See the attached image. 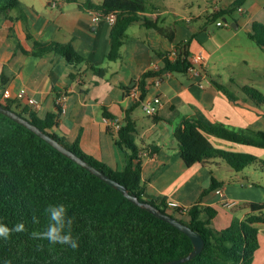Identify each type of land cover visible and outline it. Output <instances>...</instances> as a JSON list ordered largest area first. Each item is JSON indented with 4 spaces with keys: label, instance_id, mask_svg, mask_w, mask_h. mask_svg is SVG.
Instances as JSON below:
<instances>
[{
    "label": "trees",
    "instance_id": "1",
    "mask_svg": "<svg viewBox=\"0 0 264 264\" xmlns=\"http://www.w3.org/2000/svg\"><path fill=\"white\" fill-rule=\"evenodd\" d=\"M152 1L86 0L79 5L82 7L85 4L105 13H116L107 54L108 58L114 60L121 55L128 28L133 24L156 29L172 41L175 40L176 29L173 25H165L159 14L156 18L148 15L147 12L157 7L155 4L149 6ZM246 1L234 0L233 4L240 8ZM18 4L19 0H0V10L8 13ZM232 10L230 7L216 9L214 18L226 17ZM217 23L222 25L221 20ZM248 32L264 48V21L254 20ZM194 37L196 35L177 43L176 57L171 56L170 51H160L162 67L144 72L137 81L139 100H143L151 78L168 70L188 72L192 64L191 42ZM49 51L62 54L69 62L87 61L99 76L106 73L104 67L95 66L72 43L36 42L35 53ZM5 81L6 78H3L1 84ZM213 82L229 98H238L230 85L215 77ZM240 88L256 105L263 107L264 93L259 88ZM0 102L118 179L141 200L157 205L198 230L205 239L203 250L179 264H252L260 245L259 225L264 224V202H249V212L245 218L235 216L228 227L219 229L213 225L218 214L217 207L203 203L207 194L224 184L215 177L211 185L203 190L201 199L187 210L171 207L166 197L149 195L148 180L143 178V159L136 140L137 125L131 116L133 108L128 110L117 130L116 144L126 150L128 155L124 168L116 169L85 152L80 145V138L70 141L56 130L60 111L40 116L35 109L18 99L6 97ZM106 115L116 117L110 113ZM207 134L264 148V129L233 128L223 122L210 123L198 116H186L175 128L174 135L180 154L188 166L219 157L236 171L257 165L264 172L263 157L248 151L216 146ZM158 149L159 146L153 147V151ZM58 203L66 205L68 215L73 218L72 232L79 242L77 249L67 245H52L31 237L33 231L43 230L47 223L45 208ZM33 217L40 222L34 223ZM20 222L25 224L24 232L13 233L7 240L0 239V264H5V261L11 264H153L183 257L194 249L193 240L186 232L136 204L122 191L55 148L36 132L0 111V223L12 227Z\"/></svg>",
    "mask_w": 264,
    "mask_h": 264
},
{
    "label": "crops",
    "instance_id": "2",
    "mask_svg": "<svg viewBox=\"0 0 264 264\" xmlns=\"http://www.w3.org/2000/svg\"><path fill=\"white\" fill-rule=\"evenodd\" d=\"M82 2L59 0L54 6L51 0H19V4L8 13L0 10V99H18L40 116L60 111L56 130L70 141L80 138L85 152L116 169L124 168L128 153L116 144L117 130L107 125L103 118L110 113L123 120L133 108L131 116L137 125L136 140L149 195L166 197L169 203L177 201L182 207L189 208L201 199L203 190L215 177L224 184L203 199V203L218 209L213 225L222 229L228 227L235 216L245 218L249 202H264V185L252 179L246 184L243 180L227 182L219 179L212 167L214 163L219 164L218 157L188 166L174 135L175 128L186 116H198L210 123L223 122L233 128L264 129V108L256 105L240 88L236 91L237 99L229 98L216 86L214 76L208 70L209 58L229 37L209 33L202 39L196 30L188 34L183 30L179 35L178 19L172 18L173 22L169 23L167 15L158 7L147 13L153 18L159 14L165 25H173L175 40L156 29L133 24L128 28L121 55L113 60L107 56L112 24L106 19L93 21L95 10L85 4L81 7L79 3ZM258 5L264 7V0H254L248 7L241 6L242 11L249 13L240 19L242 24L248 25L256 20ZM221 7L224 6L217 2L215 8ZM184 19L187 23L193 21L192 16ZM193 35L196 37L191 42L192 53L202 51L207 55L205 72L196 75L168 70L151 78L143 100L153 101L160 96L161 102L154 114L147 112L139 100L140 95L137 98L132 93L138 86L137 81L144 72L155 66L162 67L160 51H171L178 42ZM54 41L72 43L95 66L104 67L105 75L99 76L87 61L69 62L55 51L35 53L36 42ZM3 78L6 81L1 84ZM21 92H24L23 96H20ZM63 92L69 95L66 112H62L56 101ZM30 97L36 98L39 104H31ZM207 135L216 146L262 155L260 147ZM154 146L159 149L153 151ZM243 203L245 208L235 211ZM259 229L260 245L252 264H264V224H260Z\"/></svg>",
    "mask_w": 264,
    "mask_h": 264
},
{
    "label": "rangeland",
    "instance_id": "3",
    "mask_svg": "<svg viewBox=\"0 0 264 264\" xmlns=\"http://www.w3.org/2000/svg\"><path fill=\"white\" fill-rule=\"evenodd\" d=\"M95 1L99 2L100 0ZM233 1L234 0H153L150 2L149 6H154V4L157 6L153 11L157 10L159 7V10L167 15L169 23L173 22L172 18H177L179 22V35L182 34L183 30L187 34L196 30L197 35L200 34L202 39H205L209 33L212 35L215 33L218 35L220 33L229 37L228 41L221 49H217L209 58V72L219 81L230 85L234 91H237L240 86H255L264 93V48L250 37L248 31L251 28V22H249L248 25L240 22L242 17H247L249 15L248 11L240 10L239 7L233 4ZM217 2H221V6L226 8H233L232 13L226 15L227 21L224 19V16L214 18L216 13L215 5ZM253 2L254 0H247L244 6L248 7ZM72 4L78 6L75 2ZM66 5L70 4L66 3ZM56 10H58V8ZM149 12H151V10ZM148 15L152 16L150 14ZM188 16L193 17L191 23H187L184 19ZM254 17L256 20L264 21L263 6L258 5L256 7ZM218 20L222 21V25L217 23ZM235 22L238 26L234 24ZM133 27L139 28L140 26L134 25ZM262 108H264V105ZM260 149L261 151L263 150L261 156L264 158V148ZM217 159L219 164L214 163L212 167L215 175L219 179L223 178L227 182H239L243 180L242 182L245 184L248 183L249 180H255L257 184L261 186L264 185V172L257 165H249L241 171H236L222 158L218 157ZM244 204L245 203L242 204L241 208H236L235 211L240 212V210H243L245 208V206H243Z\"/></svg>",
    "mask_w": 264,
    "mask_h": 264
},
{
    "label": "water",
    "instance_id": "4",
    "mask_svg": "<svg viewBox=\"0 0 264 264\" xmlns=\"http://www.w3.org/2000/svg\"><path fill=\"white\" fill-rule=\"evenodd\" d=\"M224 19L227 21V17H224ZM234 24L238 26L237 23H234ZM0 111L10 116L14 120L18 121L19 123L25 125L26 127L33 130L34 132H36L39 136L44 138L47 142H49L55 148L59 149L61 152H63L64 154L72 158L74 161H76L80 165L84 166L89 171L93 172L95 175L99 176L101 179L105 180L107 183H109L113 187L122 191L129 199H131L136 204L146 207L152 213H154L155 215L159 216L162 219L167 220L171 224L175 225L179 229L186 232L192 238L193 243H194V249L189 254L183 257L177 258V259L153 263V264H179L181 262L190 260L191 258L195 257L198 253H200L203 250L205 246V239L198 230L192 228L187 223L175 217L171 213L165 212L157 205H154L148 201L141 200L136 193H132L129 190V188L125 184L120 182L118 179L112 177L111 175L106 173L103 169H100L99 167L91 163L89 160L77 154L71 148H69L68 146L63 144L60 140H58L54 135L43 130L36 123L32 122L30 119L21 115L17 111L11 109L10 107H8L6 104L2 102H0Z\"/></svg>",
    "mask_w": 264,
    "mask_h": 264
},
{
    "label": "clouds",
    "instance_id": "5",
    "mask_svg": "<svg viewBox=\"0 0 264 264\" xmlns=\"http://www.w3.org/2000/svg\"><path fill=\"white\" fill-rule=\"evenodd\" d=\"M47 223L43 230L33 231L31 237L36 240L47 241L52 245H67L72 249L79 247L78 238L73 236V218L68 215V208L63 203L49 204L45 208ZM34 223L40 221L33 217ZM26 230L23 222L17 223L12 227L4 223H0V239L7 240L13 233H20ZM41 248L43 245L40 246ZM5 264H11L10 261H5Z\"/></svg>",
    "mask_w": 264,
    "mask_h": 264
},
{
    "label": "built area",
    "instance_id": "6",
    "mask_svg": "<svg viewBox=\"0 0 264 264\" xmlns=\"http://www.w3.org/2000/svg\"><path fill=\"white\" fill-rule=\"evenodd\" d=\"M51 4L56 6L59 4V0H51ZM239 9L242 10L241 7ZM92 19H93V21H99L102 19H106L111 24H113L116 21V13H114V12L105 13L102 10H95L93 13ZM219 23H221V22L219 21ZM170 54H171V56L176 57V55H177L176 48L171 50ZM190 59L192 61V64L189 66L188 72L196 74V75H202L205 72L204 65H205V62L207 59V55L205 54V52H202V51L201 52H194L191 54ZM159 68L160 67H158V66L154 67V69H159ZM160 82H161V80H160V78H158L157 83L160 84ZM132 93L138 98V96L140 95L139 87L138 86L134 87L132 90ZM23 95H24V92H21L20 96H23ZM68 98H69V95L65 92L61 93L56 98L57 104L60 106L62 112H66V110H67ZM29 102L31 104H35V105L39 104V101L34 97H30ZM160 102H161L160 96H156L153 101L142 100V104H143L144 109L151 114H154L156 112L157 104ZM103 120L107 125L111 126L115 130H118L122 124V119L120 117H117V116L116 117H110V116L105 115ZM228 203L231 204L230 202H228ZM169 205L171 207H181L182 210L188 209L186 207H182L179 204V202H177V201L170 202Z\"/></svg>",
    "mask_w": 264,
    "mask_h": 264
}]
</instances>
